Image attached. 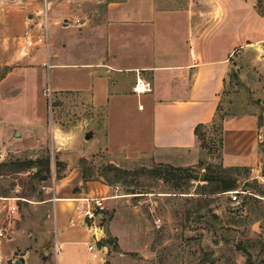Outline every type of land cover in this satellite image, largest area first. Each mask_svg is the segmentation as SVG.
Here are the masks:
<instances>
[{"label":"rangeland","instance_id":"1","mask_svg":"<svg viewBox=\"0 0 264 264\" xmlns=\"http://www.w3.org/2000/svg\"><path fill=\"white\" fill-rule=\"evenodd\" d=\"M242 1L261 32L231 55L218 114L223 120L253 116L262 125L256 161L226 172L220 134L210 125L179 154L133 152L136 144L118 135L138 128L131 117L136 107L113 110L130 117L114 122L113 113L106 126L105 111L94 110L87 93L55 90H88L91 70L44 67L42 44L33 38L46 31L44 0H0V264H56V227L45 201L73 169L107 187L105 210L96 219L105 243L90 253L84 241L62 249L68 259L75 252L92 262L100 256L99 264H264V0ZM33 18L41 23L37 33H29ZM242 34L255 36L244 27ZM148 132L147 124L146 139ZM221 177L235 181L237 202L228 197L232 191L219 192ZM12 205L14 216L7 211ZM85 242L94 243L91 237Z\"/></svg>","mask_w":264,"mask_h":264},{"label":"crops","instance_id":"2","mask_svg":"<svg viewBox=\"0 0 264 264\" xmlns=\"http://www.w3.org/2000/svg\"><path fill=\"white\" fill-rule=\"evenodd\" d=\"M244 3L242 0H44L48 48L41 46L42 62L48 63L49 68L91 70L88 90L81 87L55 90L87 93L92 108L105 111L106 126L110 125L113 110L136 107L137 113L131 117L138 128L126 134L122 128L118 135L121 142L128 135L126 139L136 144L137 150L133 152L169 157L193 148L195 127L210 124L215 116L231 55L259 37L258 18H251L250 8ZM40 12L38 9L36 16ZM60 19L62 26L57 24ZM32 21L29 33H37L41 23L34 18ZM76 21L80 24L75 25ZM242 27L245 33L253 32L255 36L243 35ZM36 35L34 45L40 46L37 41L40 36ZM71 59L75 61L65 62ZM136 79L149 83L151 91L134 93ZM143 113L147 116L141 117ZM129 117L118 112L114 113L113 121L123 119L126 123ZM259 132L253 116H231L223 121L221 151L227 166L256 161ZM108 142L115 144L110 138ZM106 188L99 182H83L81 170L73 169L59 180L53 197L45 201L50 203L52 226L56 227L52 242L59 249L56 264H99L100 256L92 262L90 258L81 260L74 252L68 259L61 251L73 250L84 241L86 252L90 253L87 251L90 243L85 241L91 235L82 217L84 205L78 199L106 198Z\"/></svg>","mask_w":264,"mask_h":264},{"label":"built area","instance_id":"3","mask_svg":"<svg viewBox=\"0 0 264 264\" xmlns=\"http://www.w3.org/2000/svg\"><path fill=\"white\" fill-rule=\"evenodd\" d=\"M46 15V11L44 12ZM46 23L47 20L45 19ZM80 24L79 21H76L75 25ZM37 41L41 44L44 45V47L47 49L48 48V42H47V35L46 31L44 35L40 36ZM44 66L49 68L50 66L48 63H44ZM151 91V86L147 82H143L140 79H136L134 87H133V92L136 94H143ZM3 160V155L0 154V161ZM264 182V178L262 179ZM239 192L238 191H232L228 192V197L231 202H237V197H238ZM81 201L84 205V208L82 209V217L85 225L87 226V229L89 230V233L91 235V238L93 239L94 243L90 244L87 246V251L92 252L95 249H97V244L101 241L102 237V231L99 230V228L96 225V219H100L102 216V212L105 210V203L104 201L106 198H95V197H83L78 199ZM8 214L10 215H16V206H8ZM97 231L100 232V234H97ZM54 254L55 256L58 255L59 249H56L54 247Z\"/></svg>","mask_w":264,"mask_h":264},{"label":"trees","instance_id":"4","mask_svg":"<svg viewBox=\"0 0 264 264\" xmlns=\"http://www.w3.org/2000/svg\"><path fill=\"white\" fill-rule=\"evenodd\" d=\"M218 109H219V106L217 107V110H216V113H215V116L212 120V122L208 125H197L194 129V135H195V138L198 139L199 138V133L201 130L205 129L207 126H213L215 128V130L218 132V134H220V138H219V146L220 148H222V124H223V118L219 117V114H218ZM262 124L258 123V126H261ZM236 169H239L238 167H229V168H226L224 169L226 172H231L233 170H236ZM111 170L115 171L116 173H122V170L121 169H115L114 167L111 168ZM179 171L180 170H176V174H179ZM82 179H83V182H87V181H91L89 178H87V175L86 173L84 172V170H82ZM210 180V178H207ZM219 178V181H222V183H219L220 186H218V189H219V192H228V191H232V190H235L236 188V184H235V181H224V179ZM214 180V179H213ZM218 181V180H217ZM116 183L117 180H114L110 183ZM104 243L105 241H101L97 244V246L99 248H101L102 246H104Z\"/></svg>","mask_w":264,"mask_h":264},{"label":"clouds","instance_id":"5","mask_svg":"<svg viewBox=\"0 0 264 264\" xmlns=\"http://www.w3.org/2000/svg\"><path fill=\"white\" fill-rule=\"evenodd\" d=\"M54 131H55V134H56L57 136L63 135L66 139H70V138H71V137L69 136V134H67V133H62L61 130H59V129H55Z\"/></svg>","mask_w":264,"mask_h":264},{"label":"water","instance_id":"6","mask_svg":"<svg viewBox=\"0 0 264 264\" xmlns=\"http://www.w3.org/2000/svg\"><path fill=\"white\" fill-rule=\"evenodd\" d=\"M252 48H253V49L256 48V45H252ZM91 137H92V133H87V134L85 135V139H86V140L91 139Z\"/></svg>","mask_w":264,"mask_h":264}]
</instances>
